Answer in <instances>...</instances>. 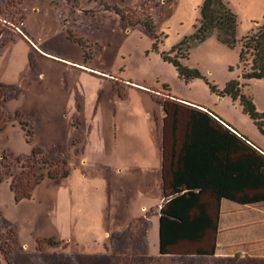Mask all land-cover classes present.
Returning a JSON list of instances; mask_svg holds the SVG:
<instances>
[{"label": "rangeland", "instance_id": "374dc122", "mask_svg": "<svg viewBox=\"0 0 264 264\" xmlns=\"http://www.w3.org/2000/svg\"><path fill=\"white\" fill-rule=\"evenodd\" d=\"M223 1L237 16V39L261 23L264 0ZM202 2L0 0V264H264V242L248 254L243 245L227 256L190 254L201 247L180 244L163 256L157 214L150 252L147 222L126 227L159 201L162 128L169 146L187 127L190 105L178 100L210 109L264 149L240 105L202 78H178L141 24L153 21L167 51L193 32ZM26 17L32 42L62 58L31 61ZM238 56V42L212 32L182 62L221 89L239 79ZM242 91L264 109V79Z\"/></svg>", "mask_w": 264, "mask_h": 264}, {"label": "trees", "instance_id": "16d2710c", "mask_svg": "<svg viewBox=\"0 0 264 264\" xmlns=\"http://www.w3.org/2000/svg\"><path fill=\"white\" fill-rule=\"evenodd\" d=\"M115 9L124 20H130L122 9ZM150 21L143 20L141 24L153 34L152 47L163 60L174 66L178 78L185 82L202 78L212 92L237 100L242 112L248 114L264 134V110H257L252 99L242 91L249 80L264 79V14L260 24L237 39L236 14L223 0H203L193 32L183 36L167 51L159 49L160 34H156L153 21ZM212 32H216L218 40L227 46L239 44V79L226 82L221 89L201 70L182 62L188 57L191 46ZM3 96L1 92L0 98ZM163 108L166 110L164 105ZM175 116L173 114L171 123L173 135ZM231 128L210 109L190 106L184 140L178 151L173 146L167 149L163 141V157L170 158L172 176L163 187L167 200L160 208L159 255L170 253L171 246L178 240L202 239L208 229L217 232L218 214L214 221L207 214L205 204L200 201L203 194H212L218 202L222 198L240 204L264 201V152L249 142L247 136ZM164 129L165 125L163 132ZM213 252L214 245L210 250L198 248L190 254L211 256Z\"/></svg>", "mask_w": 264, "mask_h": 264}, {"label": "crops", "instance_id": "0c3cea01", "mask_svg": "<svg viewBox=\"0 0 264 264\" xmlns=\"http://www.w3.org/2000/svg\"><path fill=\"white\" fill-rule=\"evenodd\" d=\"M262 11H263L262 13L264 14V9ZM20 34L28 41V43H30L29 44L30 47L33 48L36 52L35 54H33L32 51L29 52L28 55L30 56L31 61H36V59H37L36 56H47V58L49 57V59H51L50 57H52L53 59L62 58V57L58 56L57 53H55L53 51H49V50L45 49L44 47H42L40 44H38L37 41L35 42L36 44H38L37 46H36V44H34L32 42V41L36 40V38H35L36 34L33 33L31 26L28 24L27 17L25 20L24 32L21 31ZM32 39H34V40H32ZM6 43L7 42L1 44V46H3ZM40 53L43 55H41ZM36 70H37V67H36ZM258 80H261V79H258ZM249 81H255V80H249ZM169 97H172V96L170 95ZM178 101L180 103H183V104L194 106L193 104L188 103V102H183L180 100H178ZM234 102L239 104V102L237 100ZM195 107L206 109L204 107H199L198 105ZM240 108H241V106H240ZM263 110L264 109H260L259 111H263ZM223 122H226V121L223 120ZM165 128H166V124H165ZM170 129H171L170 134H172V127ZM231 129L233 130V128H231ZM164 131H166V129H164ZM233 131H235L238 134H240V133L243 134L242 132H240L236 129H234ZM185 132L186 131H184L183 136H181L182 138L179 141V143H177V145L170 142V145L168 146L169 149L173 146L175 151L176 152L178 151V149L180 148V146L184 140ZM175 135H176V133L174 135L172 134V138ZM243 135H245V134H243ZM164 137H165V132H163V128H162V132H161V135L159 138V140H160L159 149H160L161 157H160V161L158 160L156 162V167H157L156 173L160 172V174L162 176L161 184L160 185L158 184V188H159V186H161L159 201L157 202V204H153V205L149 206L147 212L144 214L143 217L138 216V218H135L133 220L130 219L129 224L126 225V227H131L133 225V223H137L138 221L147 222V230L145 233V239H148L150 227H152L154 225V220H152L153 216H151V215H153L154 213L157 214L158 239H157V235L155 236V238L157 239V242H158V254H159L160 208L162 207V205L167 200V198H165L164 193H163V187L170 182L171 176H172V173H171L172 168H171L170 158L168 157V159H167V158L163 157V148L162 147H163V141L165 139ZM249 142H251L255 147L259 148L262 152H264L263 151L264 149L262 150L254 142H252L250 140V138H249ZM200 201L205 204L206 212H207V214H209V216L212 218L213 221L216 220V214H218L217 232H214L212 229H208L205 232L202 239H199V240H188V239L178 240L177 242H175L173 244V246H171V249H172V247H175L176 245L191 244V245L200 246L202 249L210 250L211 246L214 245V252L211 256H225V255L227 256V255L235 254L236 252L241 251V245L244 246L242 251H245L248 254V252H250V249H253V247L255 246L256 243L262 244V242H264V207H262V204H264V201L263 202H256V203L240 204V203L231 201L229 199L222 198L218 202L216 200V198L208 192L202 195ZM258 206L260 209L258 208ZM237 239H243V240L239 241ZM262 239H263V241H262ZM147 242H148V251L150 252V250H149V245H150L149 239L147 240Z\"/></svg>", "mask_w": 264, "mask_h": 264}, {"label": "built area", "instance_id": "2783aa9c", "mask_svg": "<svg viewBox=\"0 0 264 264\" xmlns=\"http://www.w3.org/2000/svg\"><path fill=\"white\" fill-rule=\"evenodd\" d=\"M21 25H22V23H21ZM17 29H19L18 27H17ZM20 30V29H19ZM21 31V30H20Z\"/></svg>", "mask_w": 264, "mask_h": 264}]
</instances>
